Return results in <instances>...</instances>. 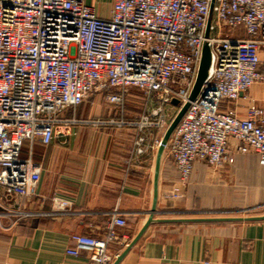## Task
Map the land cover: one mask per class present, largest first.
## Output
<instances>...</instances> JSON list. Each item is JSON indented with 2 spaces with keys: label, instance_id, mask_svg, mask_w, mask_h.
<instances>
[{
  "label": "built area",
  "instance_id": "1",
  "mask_svg": "<svg viewBox=\"0 0 264 264\" xmlns=\"http://www.w3.org/2000/svg\"><path fill=\"white\" fill-rule=\"evenodd\" d=\"M205 43L211 49L208 77L164 150L182 182L197 161L232 165L235 151L255 153L264 167V111L252 107L241 118L224 107L254 84L264 85V0H114L109 19L81 0H0L3 193L38 196L43 167L34 159V145L49 146L61 127L68 133L70 124L60 117L95 93L108 92L109 104L123 108L129 91H140L148 109L137 128H155L159 149L179 111L168 110L172 101L181 107L189 102ZM54 205L66 211L71 203L55 198ZM125 228L116 210L102 238L74 234L67 254L85 252L91 264H113L118 255L110 248Z\"/></svg>",
  "mask_w": 264,
  "mask_h": 264
},
{
  "label": "crops",
  "instance_id": "2",
  "mask_svg": "<svg viewBox=\"0 0 264 264\" xmlns=\"http://www.w3.org/2000/svg\"><path fill=\"white\" fill-rule=\"evenodd\" d=\"M81 1L99 17H111L114 0ZM259 53L264 74V46ZM139 98L130 93L128 103ZM99 101L69 109L60 117L69 122V132L61 127L49 146L34 145V159L43 167L37 197H7L0 188V264H91L85 252L67 254L72 235L102 238L119 210L127 228L110 248L119 256L146 225L154 204L159 134L155 128L139 132L138 116L128 115V103L118 107L116 117L106 115ZM224 107L241 118L252 107L264 111V85L254 84ZM141 137L145 141L139 145ZM233 156L234 163L222 167L197 161L182 182L163 153L155 221L119 264H264V213L258 219L204 217L264 204V167L258 156L236 151ZM55 198L71 206L60 211Z\"/></svg>",
  "mask_w": 264,
  "mask_h": 264
},
{
  "label": "water",
  "instance_id": "3",
  "mask_svg": "<svg viewBox=\"0 0 264 264\" xmlns=\"http://www.w3.org/2000/svg\"><path fill=\"white\" fill-rule=\"evenodd\" d=\"M211 18H212V12L210 16V21L208 23L207 31H206V38H209L210 36V25H211ZM211 66V49L207 43H205L203 50H202V58L196 78L195 85L193 87V90L191 92L189 102H187L185 105L182 107L180 106V102L176 99L172 101V105L175 106L176 108H179L178 113L176 114L175 118L171 122L168 130L166 131L165 135L163 136V139L161 141V145L158 149V158H157V164H156V172H155V196H154V204H153V209L150 214V217L146 223V225L143 227V229L140 231V233L136 236V238L132 241V243L127 247V249L116 258V261L113 264H119L121 260L125 257V255L129 252V250L141 239L145 231L148 229V227L155 221L154 216L156 213V205H157V185H158V178H159V170H160V162H161V157L164 153L165 147L173 134L174 130L180 123L181 119L184 117L186 114L187 110L190 107V103L195 101L196 98L198 97L202 86L205 82V80L208 77L209 69ZM247 219H258V218H247ZM218 220V219H214ZM220 221L222 220H231V219H219ZM235 220V219H234ZM237 220V219H236Z\"/></svg>",
  "mask_w": 264,
  "mask_h": 264
},
{
  "label": "rangeland",
  "instance_id": "4",
  "mask_svg": "<svg viewBox=\"0 0 264 264\" xmlns=\"http://www.w3.org/2000/svg\"><path fill=\"white\" fill-rule=\"evenodd\" d=\"M212 18H213V14H212ZM227 34L229 35H235L236 33H234V31H226ZM106 93L108 92H101L99 94H93L90 98V99H95V98H99L100 101H99V105L102 106L101 108L103 110H105V114L106 115H114V116H119V111H118V107L117 106H109L107 104V101H106ZM138 94V96L140 97L138 100L136 101H133L131 103H128V106L127 108L130 109V112L128 113L129 116H132V117H135V116H138L137 118L139 119L140 121V117L139 115H142V112L145 111V98H144V95L138 91V90H135V89H131L129 91V94ZM89 100H88V103H89ZM135 102V103H134ZM173 112H175L173 110ZM115 120V119H114ZM29 144L26 143L25 146H24V153H23V156L26 157L27 156V152L30 150L29 149ZM34 154L36 155V150L34 151ZM35 158V156H34ZM2 211V210H1ZM1 211H0V214H1ZM264 213V204L262 205H259V206H256V207H253V208H248V209H240V210H230V211H220L219 213H216V214H212L210 216H204L205 218H219V219H247V218H254L256 215H259V214H263Z\"/></svg>",
  "mask_w": 264,
  "mask_h": 264
}]
</instances>
